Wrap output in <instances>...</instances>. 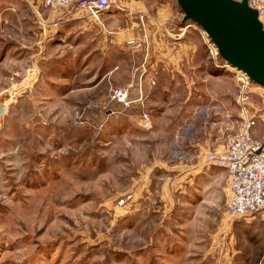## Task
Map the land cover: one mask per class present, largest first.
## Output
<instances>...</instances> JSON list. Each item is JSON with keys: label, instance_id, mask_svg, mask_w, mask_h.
<instances>
[{"label": "rangeland", "instance_id": "rangeland-1", "mask_svg": "<svg viewBox=\"0 0 264 264\" xmlns=\"http://www.w3.org/2000/svg\"><path fill=\"white\" fill-rule=\"evenodd\" d=\"M112 2L116 9L126 3ZM66 10L94 22L104 13L13 0V17L0 15V264H264V213L255 222L229 216L228 190L216 182L220 167L195 144L211 130L209 149H217L242 113L253 116V136L264 141V87L227 70L186 72L194 83L176 79L175 91L189 85L196 101L179 118L194 124L180 132L169 126V96L149 111V129L135 113L87 106L107 92L105 81L95 96L64 102V84L78 85L86 74L64 79L61 58L78 52L71 34L62 36ZM179 10L175 0V28ZM178 29L210 54L197 24L182 21ZM125 44L135 50L141 42ZM220 87L222 97L214 95ZM206 167L216 184L197 173L187 182V168Z\"/></svg>", "mask_w": 264, "mask_h": 264}, {"label": "crops", "instance_id": "crops-1", "mask_svg": "<svg viewBox=\"0 0 264 264\" xmlns=\"http://www.w3.org/2000/svg\"><path fill=\"white\" fill-rule=\"evenodd\" d=\"M125 2L121 8L111 7L106 10L101 14L102 21L99 18L100 22L95 21L96 23L89 19L92 17L85 19V16L78 12L66 10L67 17L63 19V22H70L66 29L63 22H59V29L65 30L62 36L71 34L78 52L61 58L64 65L63 72L68 75L64 79H71L78 72L86 74L85 78L83 77L84 80L78 85L64 84V88L58 92L60 98L64 99V102L76 104L78 100L81 102L84 96H95L98 93V85L105 81L107 92L97 95L99 102L107 101L109 88L116 86L129 88L130 96L133 98H136L139 93L143 98L142 104L136 101L128 109H122L118 104L110 102L108 105L112 110L111 114L122 111L126 112V116H134L135 113L137 118L142 108L150 111L157 103L160 104L165 100L164 96H169V111L171 115L175 114V118L169 119V126L179 128V132L181 128L192 127L194 124L192 121L186 123L187 119H181L179 116H182L181 113H184L186 108L190 111L191 105H195V94L193 95L195 88L188 85L186 91L179 93L175 91L177 89L175 80L179 78L193 80V76L187 75L186 72H192V74L203 72L204 74L214 72L215 69H219L220 72H226V70H220L221 68L212 63L213 59L207 52L204 42L189 38L188 30L179 31L178 28L184 21V14L182 21H178L176 25L178 27L175 28V0H125ZM4 11L9 12V16L13 17V0H0V15ZM142 34L146 35L144 40ZM133 37L141 42L140 48L135 50L125 44ZM218 76L214 78L215 81L219 84L224 83L226 78L222 75ZM225 94V88L220 87L214 95L222 97ZM105 112L110 113L109 110ZM171 132H173L175 143H179V138L174 137L175 129ZM183 136L180 137L183 139ZM211 143V130L205 131L202 140L195 143L199 146V153L204 151V159L205 154L211 150L209 149ZM219 143L214 150L224 148L225 137ZM200 169L202 168H187L188 173L193 174V177L187 178L189 184L194 182L196 173L202 176L204 182L215 183L214 173L209 170V167L202 169V173H199ZM219 170L221 175L216 178V182L220 183L217 185L227 189V171L223 168ZM244 218L248 220L247 222H255L254 219H257L256 216ZM256 253L260 255V251Z\"/></svg>", "mask_w": 264, "mask_h": 264}, {"label": "built area", "instance_id": "built-area-1", "mask_svg": "<svg viewBox=\"0 0 264 264\" xmlns=\"http://www.w3.org/2000/svg\"><path fill=\"white\" fill-rule=\"evenodd\" d=\"M29 4L40 2L43 7H68L82 11L88 16H97L111 7L112 0H25ZM242 1V0H237ZM247 5L257 12L258 19L264 17V0H246ZM208 49L216 67L235 72L242 81L247 75L226 62H218V51L212 42L207 41ZM239 74V75H238ZM249 79V78H248ZM151 83H154L153 80ZM142 94L136 98L130 96L127 87H110L107 101H90L89 106L102 109L108 103L118 104L122 109H128L134 102L142 104ZM109 112L112 113L109 107ZM255 124L253 116L242 113L239 128L226 137L222 150H210L205 154V162L227 171L229 196L226 201V213L234 218H244L264 213V141L253 136L252 128ZM137 125L142 129H149L152 125L151 114L141 109Z\"/></svg>", "mask_w": 264, "mask_h": 264}, {"label": "water", "instance_id": "water-1", "mask_svg": "<svg viewBox=\"0 0 264 264\" xmlns=\"http://www.w3.org/2000/svg\"><path fill=\"white\" fill-rule=\"evenodd\" d=\"M187 21L197 24L219 56L264 87V28L246 0H176ZM188 24V23H187Z\"/></svg>", "mask_w": 264, "mask_h": 264}]
</instances>
